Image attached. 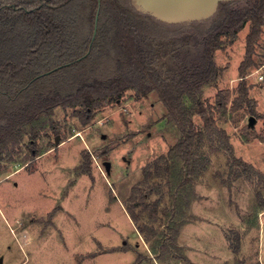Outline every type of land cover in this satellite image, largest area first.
I'll list each match as a JSON object with an SVG mask.
<instances>
[{
	"label": "rangeland",
	"instance_id": "1",
	"mask_svg": "<svg viewBox=\"0 0 264 264\" xmlns=\"http://www.w3.org/2000/svg\"><path fill=\"white\" fill-rule=\"evenodd\" d=\"M248 32L249 25L234 42L225 39L214 55L217 84L204 85L198 97L208 107L218 92L229 91L232 101L246 83L251 103L215 118L235 158L253 170L235 164L217 140L205 137L189 182L179 167L171 178L153 179L162 182L147 199L161 200L154 225L159 234L148 241L138 226L151 228L149 213L135 223L127 205L144 169L181 138L159 97L138 99L128 91L87 125L73 109L58 107L38 140L31 144L26 136L11 153L2 150L0 264H264V81L257 73L264 64V32L255 64L241 77ZM145 50L159 70L177 79L202 63L203 46L194 34L164 45L148 42ZM193 120L204 129L199 115ZM172 217L177 232L170 230ZM162 240L167 250L155 251L152 244Z\"/></svg>",
	"mask_w": 264,
	"mask_h": 264
},
{
	"label": "trees",
	"instance_id": "2",
	"mask_svg": "<svg viewBox=\"0 0 264 264\" xmlns=\"http://www.w3.org/2000/svg\"><path fill=\"white\" fill-rule=\"evenodd\" d=\"M243 2L246 5L240 6ZM248 25L241 77L255 64L256 46L264 32V0L221 2L212 17L178 24L138 10L133 0H0V123L5 122L0 124V157L2 150L11 153L26 136L31 144L38 140L58 107L73 109L87 125L99 109L128 91H134L138 99L156 94L181 138L167 155L144 169V178L127 205L135 223L139 224L144 212L149 213L151 228L144 224L138 230L152 241L159 234L154 225L161 200L148 203L147 199L162 187V182L153 179L171 178L173 169L179 167L189 182L205 137L217 140L235 164L253 170L235 158L230 137L215 118L216 112L226 115L251 103L246 83H240L232 101L229 91L218 92L216 104L208 107L198 97L204 85L217 84L215 52L223 48L225 39L234 42ZM186 34H194L203 46L202 63L181 79L167 76L145 45L169 44ZM186 95L192 99L191 106L185 103ZM196 114L203 121L202 130L193 120ZM164 213L169 215L168 210ZM171 222L170 230L179 231L173 217ZM157 244H152L155 251L157 247L167 250L163 240Z\"/></svg>",
	"mask_w": 264,
	"mask_h": 264
},
{
	"label": "water",
	"instance_id": "3",
	"mask_svg": "<svg viewBox=\"0 0 264 264\" xmlns=\"http://www.w3.org/2000/svg\"><path fill=\"white\" fill-rule=\"evenodd\" d=\"M230 1L235 0H133V5L158 20L178 24L206 20L216 13L221 2ZM255 121L252 117L250 126ZM105 166L109 173L110 162H106Z\"/></svg>",
	"mask_w": 264,
	"mask_h": 264
},
{
	"label": "built area",
	"instance_id": "4",
	"mask_svg": "<svg viewBox=\"0 0 264 264\" xmlns=\"http://www.w3.org/2000/svg\"><path fill=\"white\" fill-rule=\"evenodd\" d=\"M257 73L259 74L258 80L259 81H264V64L262 66H260V68L258 69Z\"/></svg>",
	"mask_w": 264,
	"mask_h": 264
}]
</instances>
